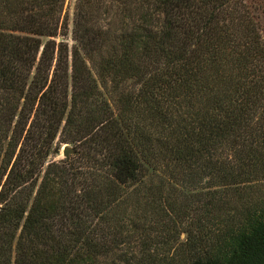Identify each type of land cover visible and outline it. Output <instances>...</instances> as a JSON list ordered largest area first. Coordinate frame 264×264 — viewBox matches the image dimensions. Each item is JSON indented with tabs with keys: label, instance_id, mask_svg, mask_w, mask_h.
I'll return each mask as SVG.
<instances>
[{
	"label": "trees",
	"instance_id": "obj_1",
	"mask_svg": "<svg viewBox=\"0 0 264 264\" xmlns=\"http://www.w3.org/2000/svg\"><path fill=\"white\" fill-rule=\"evenodd\" d=\"M67 1L0 0V264H264V0Z\"/></svg>",
	"mask_w": 264,
	"mask_h": 264
},
{
	"label": "rangeland",
	"instance_id": "obj_2",
	"mask_svg": "<svg viewBox=\"0 0 264 264\" xmlns=\"http://www.w3.org/2000/svg\"><path fill=\"white\" fill-rule=\"evenodd\" d=\"M75 4H76V0H68L67 4H66V8H65L66 12H68L70 14V19H71L70 20V32H72V30H73L72 18H73V12H74V8H75ZM70 38H71V35H70ZM63 148H64V146L61 149L60 155L56 158L57 160L65 158L63 155Z\"/></svg>",
	"mask_w": 264,
	"mask_h": 264
},
{
	"label": "water",
	"instance_id": "obj_3",
	"mask_svg": "<svg viewBox=\"0 0 264 264\" xmlns=\"http://www.w3.org/2000/svg\"><path fill=\"white\" fill-rule=\"evenodd\" d=\"M73 153V149L69 145H65L63 148V155L68 158Z\"/></svg>",
	"mask_w": 264,
	"mask_h": 264
}]
</instances>
